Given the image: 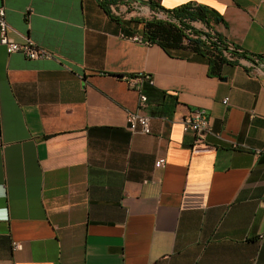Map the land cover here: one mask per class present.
I'll return each instance as SVG.
<instances>
[{
  "label": "crops",
  "instance_id": "obj_1",
  "mask_svg": "<svg viewBox=\"0 0 264 264\" xmlns=\"http://www.w3.org/2000/svg\"><path fill=\"white\" fill-rule=\"evenodd\" d=\"M154 2L213 9L218 36L264 58L260 0ZM2 3L9 37L55 56L0 45V264H264L258 66L240 60L210 75L199 54L130 40L166 16L147 0ZM140 73L153 83L129 88L123 77ZM139 94L148 135L126 125ZM197 110L213 132L200 143L182 129Z\"/></svg>",
  "mask_w": 264,
  "mask_h": 264
},
{
  "label": "trees",
  "instance_id": "obj_2",
  "mask_svg": "<svg viewBox=\"0 0 264 264\" xmlns=\"http://www.w3.org/2000/svg\"><path fill=\"white\" fill-rule=\"evenodd\" d=\"M155 0H147L152 9L165 13L167 19L156 17L143 22L146 39L166 50H188L205 57L209 65V74L216 75L222 65L257 58L247 56L241 49L226 42L212 29L213 24L222 21L221 16L204 5L187 3L171 10L162 8ZM101 6L109 13L104 3ZM201 23L207 30L196 29L192 23ZM231 58V59H230Z\"/></svg>",
  "mask_w": 264,
  "mask_h": 264
},
{
  "label": "built area",
  "instance_id": "obj_3",
  "mask_svg": "<svg viewBox=\"0 0 264 264\" xmlns=\"http://www.w3.org/2000/svg\"><path fill=\"white\" fill-rule=\"evenodd\" d=\"M3 0H0V45L5 47V50L8 54L12 53H21L29 60H39V59H51L55 55L39 46H37L32 40L24 38L22 42H17L14 39L10 38L8 31L10 29L6 18L5 10L3 7ZM264 4V0H260ZM156 18L158 19H167L162 13L157 14ZM134 42H144L150 43L146 38L135 35L129 38ZM231 59V58H230ZM245 64H252L258 66V68L264 72V61H261L257 58H254V63L240 59ZM127 86L132 89L139 88V84L143 80H147L148 83L152 84L153 81L148 74H136L132 76L123 77ZM147 98L143 94H139L138 97V107L135 111H128L126 113V125L130 133H140L148 135L151 133V117L143 113V110L146 107ZM224 105H227L228 98H225L222 102ZM182 129L184 132L191 133L194 136L195 143L205 142L207 136L211 135L213 132L209 125V122L206 118L205 112L202 110H197L192 114L186 115L182 118ZM164 159H158L155 161V167L164 166ZM12 246L15 250L20 249V244L13 242Z\"/></svg>",
  "mask_w": 264,
  "mask_h": 264
},
{
  "label": "rangeland",
  "instance_id": "obj_4",
  "mask_svg": "<svg viewBox=\"0 0 264 264\" xmlns=\"http://www.w3.org/2000/svg\"><path fill=\"white\" fill-rule=\"evenodd\" d=\"M200 30V29H199Z\"/></svg>",
  "mask_w": 264,
  "mask_h": 264
}]
</instances>
